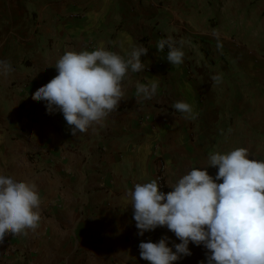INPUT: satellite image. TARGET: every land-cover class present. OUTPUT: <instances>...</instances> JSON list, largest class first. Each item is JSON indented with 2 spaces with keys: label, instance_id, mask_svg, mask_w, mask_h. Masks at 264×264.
Masks as SVG:
<instances>
[{
  "label": "crops",
  "instance_id": "obj_1",
  "mask_svg": "<svg viewBox=\"0 0 264 264\" xmlns=\"http://www.w3.org/2000/svg\"><path fill=\"white\" fill-rule=\"evenodd\" d=\"M141 3L121 0L134 8L116 19L103 11L87 13L55 46L39 49L36 42L24 47L19 59L6 55L0 38V61L11 65L0 74V175L34 183L41 198L39 227L5 236L0 264H149L140 258L141 242L167 237L175 251L180 240L166 226L138 235L126 196L135 184L161 175L160 190L167 194L191 168L204 170L211 153L239 147L249 150V159L264 160V107L230 109L226 115L214 104L215 93L203 94L209 75L203 76L194 60L184 57L181 65H171L167 51H157L162 34L181 42L175 37L181 26L151 1L146 7ZM139 45L148 48L140 58L145 70H129L118 109L86 133L73 136L62 113L48 114L44 101L32 100L57 75L54 64L66 51L104 47L127 58ZM154 81L159 83L152 99L136 96L137 82ZM218 86L224 97L226 90ZM177 101L192 105L194 118L175 110ZM207 171L215 177L218 169ZM188 249L191 255L174 264H207L210 253L203 245L189 242Z\"/></svg>",
  "mask_w": 264,
  "mask_h": 264
},
{
  "label": "clouds",
  "instance_id": "obj_2",
  "mask_svg": "<svg viewBox=\"0 0 264 264\" xmlns=\"http://www.w3.org/2000/svg\"><path fill=\"white\" fill-rule=\"evenodd\" d=\"M217 47H221L219 42ZM165 48L171 65L183 63L185 54L172 37L157 41V51ZM147 51L142 45L134 46L127 58L104 47L66 51L54 64L57 75L37 89L32 100L44 101L48 114L62 113L73 136L86 133L118 109L126 93L123 81L129 70H145L140 58ZM10 71V63L0 61V74ZM221 78L212 77L217 83ZM158 83L137 82L136 96L152 99ZM173 108L186 114L185 118H194L189 103L177 101ZM249 154L244 147L211 153L204 170L191 168L167 194L155 179L135 184L126 196L138 235L166 226L180 240L173 245L175 251L167 246V237L157 243L141 242L140 258L149 264H174L181 256L191 255V242L208 250L207 264H264V160L249 159ZM207 167L218 169L215 177ZM40 206L34 183L0 175V242L5 236L36 230Z\"/></svg>",
  "mask_w": 264,
  "mask_h": 264
},
{
  "label": "rangeland",
  "instance_id": "obj_3",
  "mask_svg": "<svg viewBox=\"0 0 264 264\" xmlns=\"http://www.w3.org/2000/svg\"><path fill=\"white\" fill-rule=\"evenodd\" d=\"M120 1L0 0V38L6 42V55L19 59L24 47L36 42L39 49L55 46L63 39V31L87 13L103 11L116 19L124 10L134 8ZM140 1L144 7L151 1L181 26L176 28L175 37L183 45L176 44L182 47L185 58L194 60L203 76L209 75L210 85L208 90L203 87V94L215 93L214 104L221 105L225 114L230 109L246 107L251 112L254 107H264V0ZM218 42L221 47H217ZM217 75L222 77L219 83L220 89L226 90L224 97L218 95L219 83L212 79ZM13 102L12 96L8 99L11 109Z\"/></svg>",
  "mask_w": 264,
  "mask_h": 264
},
{
  "label": "built area",
  "instance_id": "obj_4",
  "mask_svg": "<svg viewBox=\"0 0 264 264\" xmlns=\"http://www.w3.org/2000/svg\"><path fill=\"white\" fill-rule=\"evenodd\" d=\"M161 37L165 38V35L162 34ZM165 50L167 51V48H165ZM157 183L159 184L160 188H163V177L161 175L157 177Z\"/></svg>",
  "mask_w": 264,
  "mask_h": 264
}]
</instances>
